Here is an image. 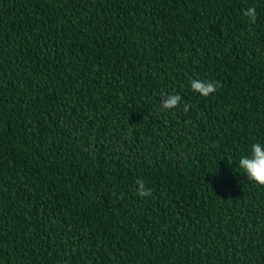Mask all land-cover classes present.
Masks as SVG:
<instances>
[{
	"label": "trees",
	"instance_id": "trees-1",
	"mask_svg": "<svg viewBox=\"0 0 264 264\" xmlns=\"http://www.w3.org/2000/svg\"><path fill=\"white\" fill-rule=\"evenodd\" d=\"M257 142L264 0H0V264H264Z\"/></svg>",
	"mask_w": 264,
	"mask_h": 264
},
{
	"label": "clouds",
	"instance_id": "clouds-1",
	"mask_svg": "<svg viewBox=\"0 0 264 264\" xmlns=\"http://www.w3.org/2000/svg\"><path fill=\"white\" fill-rule=\"evenodd\" d=\"M244 14L249 18L251 22H255L256 9L249 7L245 10ZM190 87L194 92L199 93L203 97H208L213 94L219 87L217 82L205 81L199 79H193L190 81ZM166 97L165 102L161 105L163 109L171 110L177 107L178 101L181 100L179 94H164ZM188 106L185 105V111ZM239 169L243 170L247 178L259 186H264V144L253 143L249 155L241 156L238 161ZM139 185L140 191L138 195L145 196L150 195V190L145 189L144 182L142 180L136 181Z\"/></svg>",
	"mask_w": 264,
	"mask_h": 264
}]
</instances>
